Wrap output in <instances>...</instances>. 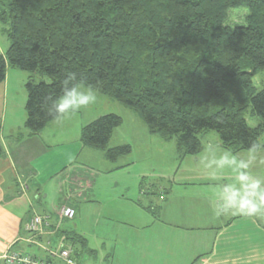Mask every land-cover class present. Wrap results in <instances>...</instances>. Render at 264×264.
<instances>
[{
	"label": "trees",
	"instance_id": "trees-1",
	"mask_svg": "<svg viewBox=\"0 0 264 264\" xmlns=\"http://www.w3.org/2000/svg\"><path fill=\"white\" fill-rule=\"evenodd\" d=\"M234 11L246 12L244 25L229 24ZM0 24L9 42L0 83L9 68L29 74L31 134L63 115L48 110L74 75L68 87L84 85L132 111L150 135L175 140L179 161L202 152L205 132L233 152L260 145L264 89L252 80L264 71V0H0ZM122 122L99 117L82 128L81 145L110 162L128 155L129 146L108 147Z\"/></svg>",
	"mask_w": 264,
	"mask_h": 264
},
{
	"label": "crops",
	"instance_id": "crops-1",
	"mask_svg": "<svg viewBox=\"0 0 264 264\" xmlns=\"http://www.w3.org/2000/svg\"><path fill=\"white\" fill-rule=\"evenodd\" d=\"M5 30L0 24V55L9 47ZM28 77L9 68L0 83V264L7 251L44 258L61 236L68 242L59 219L63 207L75 210L72 220L77 217L73 232L81 238L75 251L79 264H264V209L253 216L214 215L223 187H240L239 173L247 171L264 182V140L255 153L233 152L221 148L218 136H205L200 154L179 161L175 140L164 141L146 126L134 125L142 140L138 150H170L169 155L163 151L170 157V172L144 190L146 175L144 169L135 171L140 159L134 161L133 146L123 143L130 153L110 162L104 152L84 148L80 137L71 142L89 124L85 119L93 105L106 101L84 85L77 86L79 91H91L95 103L69 110L40 133L27 131ZM119 146L121 141L110 148ZM240 161L249 167L240 168ZM142 164L149 168L146 161ZM46 209L53 215H45ZM33 215L49 222L37 245L28 243L24 229Z\"/></svg>",
	"mask_w": 264,
	"mask_h": 264
},
{
	"label": "rangeland",
	"instance_id": "rangeland-1",
	"mask_svg": "<svg viewBox=\"0 0 264 264\" xmlns=\"http://www.w3.org/2000/svg\"><path fill=\"white\" fill-rule=\"evenodd\" d=\"M245 17H246V12L245 11H234L230 13V19H229V24L231 25H244L245 23ZM45 80L47 81L46 78H42L40 77V75L36 76V80L35 83H39L41 80ZM253 86L256 88L257 91L263 90L264 89V71L259 72L252 80ZM102 98L101 100H106L104 101L103 104H95L93 105V107L91 108V110H93V112L90 114V116L87 118L85 117V112L81 111V115H83L87 121V123L92 122L93 120L98 119L100 116H104V115H108V114H114L119 116L122 119V125L120 126V130L117 133L116 138L111 141V143L108 144V147H112L113 145H116L117 143H119V141H121V145H125L123 143H127L130 146L134 147L133 150V156H134V161H136V159H140V161H138V164L136 166V172H141L142 169H144V173L146 175V177L141 181L142 182V187L144 190H149L150 189V185L152 184V181L157 180L159 175H164L166 173H169L170 170H168L170 168V166L168 165L170 157L165 156L164 157V152L165 154L169 155L170 150L166 149L163 150L161 152V154H163V156L156 150L157 148H153V146H150V148H148L146 150V152L144 153V150H138L136 147L139 145V143L142 141L139 138V131L137 130H133V126L137 125V126H141L144 127L145 125L143 124V122L130 110L124 108L122 105H120L119 103L109 100L106 97H99ZM70 111H76L75 109H69ZM69 112V111H68ZM66 112V113H68ZM250 111H248L247 115H246V120L248 125L251 126H255L259 123V118L257 117H251L250 116ZM65 114V113H64ZM140 134H142L140 132ZM210 138V136H218L215 132H205L199 135L200 140L202 141V143H205V139L206 137ZM78 137H80V134L77 133V135L73 136L71 139V142H75L78 140ZM218 138V137H217ZM264 140V133L260 138V142H262ZM169 144L168 146H173L172 143H167ZM171 144V145H170ZM73 149V148H71ZM98 152V151H97ZM102 152V151H100ZM140 152V155H138ZM70 157V156H69ZM145 158V160H144ZM143 159V160H142ZM146 161L147 166L149 168H147L146 166L144 167L142 164V161ZM66 171H71L69 168V166L66 168ZM70 190L69 187L66 186V193ZM37 207V206H36ZM38 211L40 213H43V211L41 210V207L39 206ZM48 211V212H47ZM50 210L46 209L45 215H53V213H49ZM75 212V210H74ZM58 218V217H57ZM77 218V217H76ZM76 218L74 220H67V219H63V225L64 228L66 229V233L69 234L70 236V241L69 243L71 244V246H73L74 250L76 251L79 248V236H77V234H74V224H76ZM78 251V250H77Z\"/></svg>",
	"mask_w": 264,
	"mask_h": 264
},
{
	"label": "clouds",
	"instance_id": "clouds-1",
	"mask_svg": "<svg viewBox=\"0 0 264 264\" xmlns=\"http://www.w3.org/2000/svg\"><path fill=\"white\" fill-rule=\"evenodd\" d=\"M74 79V75L61 82V94L54 100H51L52 109L48 110L49 115L60 116L69 111V109L80 110L89 104L95 103L96 95L91 91L84 93L79 91L74 84L68 87L69 80ZM54 110V114H53ZM258 144H252L249 148L250 153H255ZM224 158L219 162L223 164ZM232 163H237L233 157ZM238 166L243 169L249 167L248 163L240 161ZM240 187L234 188L227 184L221 192V202L217 205V211L214 212L216 217L223 215H242L253 216L264 209V182L260 179L253 178L247 171L241 172L237 176Z\"/></svg>",
	"mask_w": 264,
	"mask_h": 264
},
{
	"label": "built area",
	"instance_id": "built-area-1",
	"mask_svg": "<svg viewBox=\"0 0 264 264\" xmlns=\"http://www.w3.org/2000/svg\"><path fill=\"white\" fill-rule=\"evenodd\" d=\"M74 215L75 213L71 208L63 207L60 210L59 219L72 220ZM48 225L47 217L33 215L24 227L25 231L30 235L28 243L37 245L39 243L37 242L38 238L43 236ZM46 252V257L39 258L21 252L7 251L2 254L1 258L5 264H79L76 260L74 249L64 236L59 238L57 246L53 250H46Z\"/></svg>",
	"mask_w": 264,
	"mask_h": 264
}]
</instances>
